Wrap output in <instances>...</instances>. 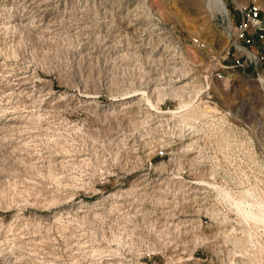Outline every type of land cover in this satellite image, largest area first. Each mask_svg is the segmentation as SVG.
<instances>
[{
  "label": "rangeland",
  "instance_id": "1",
  "mask_svg": "<svg viewBox=\"0 0 264 264\" xmlns=\"http://www.w3.org/2000/svg\"><path fill=\"white\" fill-rule=\"evenodd\" d=\"M224 1L235 22L247 5L264 14V0ZM204 5L0 0V264H264V233L202 182L231 187L228 166L229 179L245 177L240 189L264 191V89L252 69H225L229 18ZM212 70L226 80L206 99L211 116L189 124L170 113L172 96L157 109L129 97L139 90L157 105V88L196 92ZM219 108L245 130L209 121ZM203 120L216 141L200 148L196 133L160 128L200 132ZM239 152L232 166L197 158ZM164 153L186 180H152L172 170Z\"/></svg>",
  "mask_w": 264,
  "mask_h": 264
},
{
  "label": "built area",
  "instance_id": "2",
  "mask_svg": "<svg viewBox=\"0 0 264 264\" xmlns=\"http://www.w3.org/2000/svg\"><path fill=\"white\" fill-rule=\"evenodd\" d=\"M226 38L229 41V48L227 51L226 57H229L230 55L234 56L235 61L232 66H225V69L227 70H233L235 69L239 71H245L247 69H252L253 72L257 73L258 77L260 78L261 74V67L264 66V14L262 13V9L260 6L256 4L247 5L240 8V19L235 22L234 20H231V17L229 18V26L227 29V36ZM256 45H259V48L256 47ZM255 47V48H252ZM233 50V53H232ZM226 80V72L221 70H212L205 73L203 76V79H201V83L203 85L202 90H200L199 87L196 88V92L200 95L199 97L204 98L203 100H206L207 98H211L210 100H214V92L213 87H215L216 82H223ZM194 93L196 95L197 93ZM220 112L216 113L215 118H209V121H217L218 119H223L226 123V126L229 130L234 131L238 128L239 130H245V123L242 121L241 117L234 115L233 111L230 109H223L219 108ZM170 120V119H169ZM172 122V121H171ZM164 124V123H162ZM161 124V125H162ZM163 131L165 132H181L186 131L189 132L191 135L196 133L197 143H195V146L200 148L202 144L206 145V143H212L215 142V138L208 136V134H212L213 129H211V125H208L204 120L202 123H196V126L200 132L197 130H194L193 132L191 130H183L181 126H175L176 123L171 125H164ZM175 126V127H174ZM174 127V128H173ZM240 132V133H239ZM237 132L238 136L240 137L243 132L239 131ZM240 134V135H239ZM243 136V135H242ZM207 137V138H206ZM237 137V136H236ZM235 137V138H236ZM203 138H206V141H204ZM210 138L211 140H208ZM174 139V138H173ZM201 141V143L199 142ZM237 140V138H236ZM165 143V142H164ZM199 143V145H198ZM217 143V142H216ZM244 142L240 140H237L236 147H243ZM219 146V145H218ZM162 147V146H161ZM198 150V149H197ZM199 153V152H198ZM168 153H164L160 155L161 162L165 163V160L167 159L169 162L173 164L171 167L172 170L170 172H165L157 175L156 178H153L152 180H155L157 182L164 183L166 180L171 179L175 183H181L183 180H186L183 176L180 169L175 167V163L177 162L176 158H171L167 156ZM197 158L201 160V163H207L211 165L219 164L223 161L225 163H228L232 166L231 162L233 163H242L244 159V154L239 152V156H235L234 154L227 153V155L223 156V159H221L218 155L212 156V155H205L202 156V154ZM154 167L153 161L150 162V168ZM233 169L232 167H225L224 172L222 169L219 168V170L222 171V173H225L224 180H222L221 183H231L234 187H241L240 182L245 181V177L242 178H234L235 180L229 179L231 175H234L233 171H230ZM154 175L156 173H153ZM149 175V174H148ZM220 174H215V176H211V180L217 181V177ZM167 176V177H166ZM218 182V181H217ZM194 184L196 182H193ZM220 183V182H219Z\"/></svg>",
  "mask_w": 264,
  "mask_h": 264
},
{
  "label": "bare ground",
  "instance_id": "3",
  "mask_svg": "<svg viewBox=\"0 0 264 264\" xmlns=\"http://www.w3.org/2000/svg\"><path fill=\"white\" fill-rule=\"evenodd\" d=\"M204 1H205L204 6H206L207 11L210 12L211 15H214V13L217 12L223 15L224 17L227 18L231 17L228 6L224 0H204ZM181 77H183V75H181ZM258 81L261 84L260 86H262V88L264 89V76L261 75ZM179 82L181 81H177V83ZM188 85L189 84L183 85L180 88L176 87V89L174 88L172 90L168 88H164V89L157 88L155 90L158 98L157 105L155 101L150 98L149 94L146 95V92L138 93L139 90H134L133 95L129 97L131 98V97L142 96L144 101H146L151 108L157 109V106L160 103H162L164 99H166L169 96H172L176 98L175 101H178V107L175 111H172L170 113L174 115H178L181 119V122H185L186 124L192 123L194 121H198L201 118L211 116V111H212L211 108H213L212 101L210 102V100L209 101L206 100V102H204L201 97H199L198 99L196 98V100L193 101L191 99L192 98L191 93H195V89L191 92H185L186 88L190 89L191 87V85L190 86ZM200 88H201L200 90H202V87ZM223 93L224 92L220 94V96H222L221 98H225V96H223ZM186 94H189V97H187ZM199 101L200 103H198ZM227 131H225L224 133H226ZM214 137H216L215 134ZM217 138L219 139L220 137L217 136ZM224 138L227 137L224 136ZM219 141L221 142L222 138ZM225 142L226 141H224V143ZM227 143L230 144V142ZM202 182L208 184L209 187H213L214 189H216L219 192V194H221V196H225L229 200V203L238 210V213L242 216L244 221L252 223L257 230H261L264 233V191L258 189L256 186H248V187L246 186L243 189H240L239 187L233 188L232 186L226 188L223 186L219 187L217 183H210L205 181Z\"/></svg>",
  "mask_w": 264,
  "mask_h": 264
}]
</instances>
